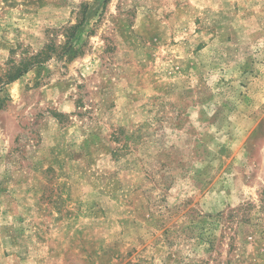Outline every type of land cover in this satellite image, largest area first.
<instances>
[{
	"label": "rangeland",
	"instance_id": "1",
	"mask_svg": "<svg viewBox=\"0 0 264 264\" xmlns=\"http://www.w3.org/2000/svg\"><path fill=\"white\" fill-rule=\"evenodd\" d=\"M0 264H264V0H0Z\"/></svg>",
	"mask_w": 264,
	"mask_h": 264
},
{
	"label": "trees",
	"instance_id": "2",
	"mask_svg": "<svg viewBox=\"0 0 264 264\" xmlns=\"http://www.w3.org/2000/svg\"><path fill=\"white\" fill-rule=\"evenodd\" d=\"M68 39H69V37H68ZM42 55H43V52H41L39 55H37L35 58H33L34 61H38V59L40 57H42ZM59 57H62V55L59 56ZM38 63L42 64L43 62L41 63V61H38ZM29 65L31 66V64H29L27 62L24 63V64H21V67H18L16 69L18 71V73H16V75H14L13 77H10L9 81H13L14 79H17L19 76L23 75V73H25L27 71V68H28Z\"/></svg>",
	"mask_w": 264,
	"mask_h": 264
}]
</instances>
